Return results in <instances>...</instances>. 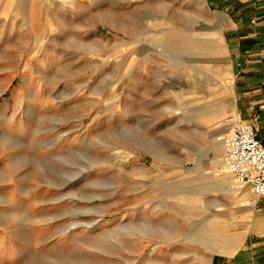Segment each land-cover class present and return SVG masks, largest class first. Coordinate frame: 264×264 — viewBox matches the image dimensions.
<instances>
[{
  "label": "rangeland",
  "instance_id": "rangeland-1",
  "mask_svg": "<svg viewBox=\"0 0 264 264\" xmlns=\"http://www.w3.org/2000/svg\"><path fill=\"white\" fill-rule=\"evenodd\" d=\"M224 28L207 0H0V264H212L237 242Z\"/></svg>",
  "mask_w": 264,
  "mask_h": 264
},
{
  "label": "crops",
  "instance_id": "crops-1",
  "mask_svg": "<svg viewBox=\"0 0 264 264\" xmlns=\"http://www.w3.org/2000/svg\"><path fill=\"white\" fill-rule=\"evenodd\" d=\"M207 3L223 22L234 58L235 110L264 142V0H207ZM251 196L252 208L241 239L238 237L229 250L216 253L212 264H264V197L252 191Z\"/></svg>",
  "mask_w": 264,
  "mask_h": 264
},
{
  "label": "built area",
  "instance_id": "built-area-1",
  "mask_svg": "<svg viewBox=\"0 0 264 264\" xmlns=\"http://www.w3.org/2000/svg\"><path fill=\"white\" fill-rule=\"evenodd\" d=\"M224 160L235 185L264 197V142L240 112L232 116Z\"/></svg>",
  "mask_w": 264,
  "mask_h": 264
},
{
  "label": "bare ground",
  "instance_id": "bare-ground-1",
  "mask_svg": "<svg viewBox=\"0 0 264 264\" xmlns=\"http://www.w3.org/2000/svg\"><path fill=\"white\" fill-rule=\"evenodd\" d=\"M230 129V128H229ZM228 131V133H229V130H227ZM228 135V134H227ZM220 145L221 146V149H222V142H219L218 141V143H217V141H216V143H215V145ZM225 150V145L223 146V151ZM223 162H224V160H223ZM221 163V162H220ZM225 165H226V163H225ZM225 167H227V166H221V168H219L220 170H223V172H221L218 176H217V179H216V182L217 183H220V184H224L225 185V187H227V189H230V190H234V189H236V194L238 195V199L240 200V201H245V203H247L246 202V200H247V198H248V193L246 192V188L244 187H240V186H237V185H235L234 184V182L232 181V178H231V175L230 174H228V173H224V171H225ZM228 170V169H227ZM229 172V171H228ZM231 183H233V185L235 186V187H237V188H234L232 185H231ZM249 191H250V189H249Z\"/></svg>",
  "mask_w": 264,
  "mask_h": 264
}]
</instances>
